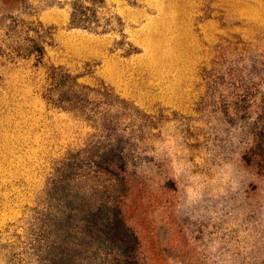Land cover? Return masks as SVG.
Returning a JSON list of instances; mask_svg holds the SVG:
<instances>
[{
	"label": "rangeland",
	"instance_id": "rangeland-1",
	"mask_svg": "<svg viewBox=\"0 0 264 264\" xmlns=\"http://www.w3.org/2000/svg\"><path fill=\"white\" fill-rule=\"evenodd\" d=\"M95 1L0 0V264H264V0Z\"/></svg>",
	"mask_w": 264,
	"mask_h": 264
},
{
	"label": "trees",
	"instance_id": "trees-1",
	"mask_svg": "<svg viewBox=\"0 0 264 264\" xmlns=\"http://www.w3.org/2000/svg\"><path fill=\"white\" fill-rule=\"evenodd\" d=\"M81 0H75V2L73 3V23L75 25H81V26H89L90 24H93L96 18V12L95 9L93 7L90 6H84L81 4L80 2ZM94 5H97L100 2H96L95 0H91ZM33 44L35 45V47H31L32 52H37L40 55L43 54L42 52V48L37 44V42L33 41ZM118 223H121L122 228H123V233L125 234V236L127 238H129L130 242H134L136 241V237L134 235V233L129 229V227L126 226L125 222L120 218L118 220ZM116 225H117V220H116ZM115 231H117L116 226L113 228ZM128 256V264H138L133 258V255H126Z\"/></svg>",
	"mask_w": 264,
	"mask_h": 264
}]
</instances>
